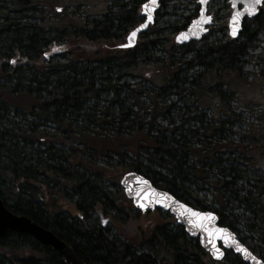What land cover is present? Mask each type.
<instances>
[{
    "label": "trees",
    "instance_id": "trees-1",
    "mask_svg": "<svg viewBox=\"0 0 264 264\" xmlns=\"http://www.w3.org/2000/svg\"><path fill=\"white\" fill-rule=\"evenodd\" d=\"M49 1L0 0L4 207L85 264H243L227 252L213 261L166 212L134 210L119 180L137 173L184 205L213 212L264 263V136L232 110L231 92L264 34V7L234 40L224 23L198 43L176 45L198 9L170 13V0H160L153 25L120 49L141 24L145 0H112L95 17L78 7L57 13ZM143 216L157 220L137 241L118 234ZM0 264L65 262L10 231L0 238Z\"/></svg>",
    "mask_w": 264,
    "mask_h": 264
},
{
    "label": "water",
    "instance_id": "water-1",
    "mask_svg": "<svg viewBox=\"0 0 264 264\" xmlns=\"http://www.w3.org/2000/svg\"><path fill=\"white\" fill-rule=\"evenodd\" d=\"M158 1L159 0H156L153 5L147 0L141 6L142 23L130 31L125 42L119 45L121 49L133 48L138 38L142 36V33L146 32L149 27L153 25L155 13L159 7ZM210 1L211 0H203V3L201 0L198 1V16L192 20L186 30L177 33L174 38V43L176 45H184L189 42H200L203 36L207 34V28L212 24L211 17L207 16V5ZM251 2L252 0H230V7L233 10L227 26L230 38L236 39L242 31L243 22L257 16L259 7L261 6H257V10L252 15H248L246 5H250ZM145 4H148L151 9L150 20L148 19L149 13L146 12L143 7ZM233 5H235V7ZM237 12L241 13V15L237 21V34L233 36L231 34L232 16ZM141 25L144 26L141 27ZM133 32H136V35L130 39V34ZM181 33H184V37L177 40V37L180 36ZM119 187L122 188L124 196L132 202L135 210H139L142 213H148L154 210L168 212L171 217L176 220L177 224L183 228V231L190 239L197 240L202 250L209 254L212 260L216 262L222 261L225 256L224 252L227 251L237 255L243 264H264L260 258L254 256L246 246L237 240L234 233L222 226H218V219L214 213L210 211H196L186 204L184 205L167 192L156 189L149 181L137 173H125L119 181ZM141 204H143L144 207H141ZM192 213H200L201 216L195 217ZM205 214H211V218H204ZM219 230H224L223 235L220 234ZM10 231L18 234H26L35 239L40 245L44 247L48 246L57 255L59 254L62 257L65 264H85L83 261L81 262L76 258L70 246L66 245L58 237H55L47 229L38 226L34 222L32 223L27 217L13 215L4 207L0 200V238H3L6 233ZM225 237H227V239H225Z\"/></svg>",
    "mask_w": 264,
    "mask_h": 264
},
{
    "label": "rangeland",
    "instance_id": "rangeland-1",
    "mask_svg": "<svg viewBox=\"0 0 264 264\" xmlns=\"http://www.w3.org/2000/svg\"><path fill=\"white\" fill-rule=\"evenodd\" d=\"M112 0H50L48 3L49 10L61 13L65 9H73L78 7L79 14L83 16H99L103 14L108 6L111 5ZM229 0H212L208 6V14L212 17V28L219 29L222 25L227 26L229 16L231 14V7H229ZM168 12L179 10L182 15L191 13L193 8H199L197 0H170L168 2ZM264 11V10H263ZM63 13V12H62ZM58 20L64 24L69 21L65 15H59ZM228 35L227 28L225 29ZM255 48L251 51V56L248 60V66L245 70V78L231 89L234 95V103L232 110L235 113L241 112L246 119V122L253 123L262 129L264 136V34H260L255 43ZM66 210L69 213L75 214L68 206ZM65 210V211H66ZM157 217L143 216L127 227H116L119 235L123 239L135 240L139 239V229H149L151 224H156ZM106 219H99V223L104 225ZM133 225V226H131ZM146 232V231H145Z\"/></svg>",
    "mask_w": 264,
    "mask_h": 264
},
{
    "label": "snow or ice",
    "instance_id": "snow-or-ice-1",
    "mask_svg": "<svg viewBox=\"0 0 264 264\" xmlns=\"http://www.w3.org/2000/svg\"><path fill=\"white\" fill-rule=\"evenodd\" d=\"M149 2L154 5L156 0H149ZM201 2L203 3V0H201ZM233 6L235 7V5H233ZM257 6L264 7V0H252L250 5H246V10L248 12V15H252L257 10ZM143 7H144L145 11L149 13L148 19L150 20L151 19V15H150L151 9L149 8V5L145 4ZM202 14H203V11H202ZM240 15H241V13L237 12L232 16V33L231 34L233 36H236V34H237V28H238L237 21H238ZM206 19H210V18H206ZM143 26L144 25H141V27H143ZM135 35H136V32L131 33L130 39H131V37H134ZM181 37H184V33H181L180 36L177 37V40H179ZM140 206L144 207L143 204H141ZM192 215L195 217L201 216L200 213H192ZM204 218H211V214H205ZM190 223H191V221H190ZM219 231H220V234L223 235L224 230H219ZM225 239H227V237H225Z\"/></svg>",
    "mask_w": 264,
    "mask_h": 264
},
{
    "label": "flooded vegetation",
    "instance_id": "flooded-vegetation-1",
    "mask_svg": "<svg viewBox=\"0 0 264 264\" xmlns=\"http://www.w3.org/2000/svg\"><path fill=\"white\" fill-rule=\"evenodd\" d=\"M160 2V0L158 1V3Z\"/></svg>",
    "mask_w": 264,
    "mask_h": 264
}]
</instances>
